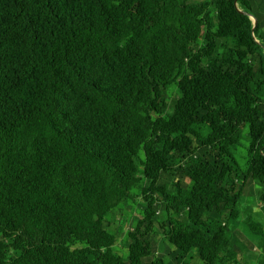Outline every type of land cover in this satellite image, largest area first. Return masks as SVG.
<instances>
[{
    "label": "trees",
    "instance_id": "1",
    "mask_svg": "<svg viewBox=\"0 0 264 264\" xmlns=\"http://www.w3.org/2000/svg\"><path fill=\"white\" fill-rule=\"evenodd\" d=\"M263 25L264 0H0V264H237L245 186L264 201Z\"/></svg>",
    "mask_w": 264,
    "mask_h": 264
},
{
    "label": "rangeland",
    "instance_id": "2",
    "mask_svg": "<svg viewBox=\"0 0 264 264\" xmlns=\"http://www.w3.org/2000/svg\"><path fill=\"white\" fill-rule=\"evenodd\" d=\"M259 12L262 13V10L260 9ZM259 32L264 35V25L260 27ZM246 133L247 127L242 128L235 152L237 164L241 169L243 168L245 162L244 158L246 156L248 143ZM260 189L261 185L257 181H252L245 186L242 197L238 203L240 216L237 221V225L235 227H233L234 224L232 223L228 225L229 232L231 236H233L232 238H237L235 243L238 251L236 258L238 261L237 264H258V258L260 256L264 257V237L251 235L243 223L244 218L250 215L264 227V201L259 199ZM135 194L136 189H133L130 193L131 197L117 209L109 212L106 216V221L109 224L107 225V230L110 233H120L119 240L123 238L124 231L133 226V221L139 215V206L137 202L139 199L137 200L136 198H132ZM158 210L161 212L160 208H158ZM119 230H122V232ZM158 244H160V241H157L155 245L157 246ZM162 248V252H164V256L162 257L165 260H169L171 256H167L166 254L167 246L164 245ZM116 249L123 251L122 241L114 247V250ZM188 258L190 260L189 264H203L199 260L195 251L190 252ZM260 259L261 262L263 258L261 257Z\"/></svg>",
    "mask_w": 264,
    "mask_h": 264
},
{
    "label": "water",
    "instance_id": "3",
    "mask_svg": "<svg viewBox=\"0 0 264 264\" xmlns=\"http://www.w3.org/2000/svg\"><path fill=\"white\" fill-rule=\"evenodd\" d=\"M250 18H251L252 23H253L252 30H254V28H255V26H256V24H257V20H256V18H254L253 16H251Z\"/></svg>",
    "mask_w": 264,
    "mask_h": 264
},
{
    "label": "crops",
    "instance_id": "4",
    "mask_svg": "<svg viewBox=\"0 0 264 264\" xmlns=\"http://www.w3.org/2000/svg\"><path fill=\"white\" fill-rule=\"evenodd\" d=\"M263 228H264V227H263ZM250 234L253 235L252 233H250ZM261 236L264 237V232H263V234H261L259 237H261Z\"/></svg>",
    "mask_w": 264,
    "mask_h": 264
}]
</instances>
